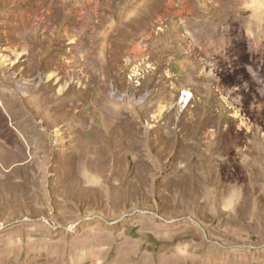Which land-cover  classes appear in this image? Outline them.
<instances>
[{
    "label": "rangeland",
    "instance_id": "374dc122",
    "mask_svg": "<svg viewBox=\"0 0 264 264\" xmlns=\"http://www.w3.org/2000/svg\"><path fill=\"white\" fill-rule=\"evenodd\" d=\"M0 264H264V0H0Z\"/></svg>",
    "mask_w": 264,
    "mask_h": 264
}]
</instances>
